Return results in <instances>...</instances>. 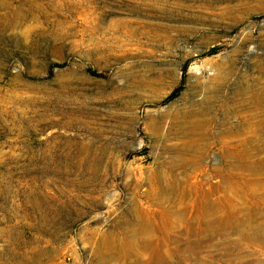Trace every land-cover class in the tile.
Wrapping results in <instances>:
<instances>
[{
    "label": "rangeland",
    "instance_id": "374dc122",
    "mask_svg": "<svg viewBox=\"0 0 264 264\" xmlns=\"http://www.w3.org/2000/svg\"><path fill=\"white\" fill-rule=\"evenodd\" d=\"M0 264H264V0H0Z\"/></svg>",
    "mask_w": 264,
    "mask_h": 264
},
{
    "label": "trees",
    "instance_id": "16d2710c",
    "mask_svg": "<svg viewBox=\"0 0 264 264\" xmlns=\"http://www.w3.org/2000/svg\"><path fill=\"white\" fill-rule=\"evenodd\" d=\"M177 93H178V91H177L176 93L172 94V96L170 97V99H173V98H175V97H176V95H177Z\"/></svg>",
    "mask_w": 264,
    "mask_h": 264
}]
</instances>
